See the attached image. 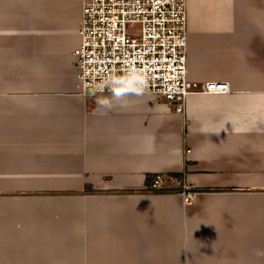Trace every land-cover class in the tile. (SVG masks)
<instances>
[{"label": "crops", "instance_id": "1", "mask_svg": "<svg viewBox=\"0 0 264 264\" xmlns=\"http://www.w3.org/2000/svg\"><path fill=\"white\" fill-rule=\"evenodd\" d=\"M86 1L0 0V264H264V0H185L188 79L227 90L184 115L83 92Z\"/></svg>", "mask_w": 264, "mask_h": 264}, {"label": "built area", "instance_id": "2", "mask_svg": "<svg viewBox=\"0 0 264 264\" xmlns=\"http://www.w3.org/2000/svg\"><path fill=\"white\" fill-rule=\"evenodd\" d=\"M73 56L83 92L110 95L101 85L129 70L146 80L143 94L163 98L174 113L184 115L192 93H220L222 81H191L186 68L187 14L185 0H87L77 29ZM152 191L175 192L185 204L194 191L177 176L154 175Z\"/></svg>", "mask_w": 264, "mask_h": 264}, {"label": "clouds", "instance_id": "3", "mask_svg": "<svg viewBox=\"0 0 264 264\" xmlns=\"http://www.w3.org/2000/svg\"><path fill=\"white\" fill-rule=\"evenodd\" d=\"M101 87H107L111 96H100L96 104L105 110H111L114 107H127L129 95L140 96L144 93L146 80L144 75L138 70H129L121 76H114L106 80Z\"/></svg>", "mask_w": 264, "mask_h": 264}, {"label": "water", "instance_id": "4", "mask_svg": "<svg viewBox=\"0 0 264 264\" xmlns=\"http://www.w3.org/2000/svg\"><path fill=\"white\" fill-rule=\"evenodd\" d=\"M86 93H87V94H90V92H89V91H86Z\"/></svg>", "mask_w": 264, "mask_h": 264}]
</instances>
